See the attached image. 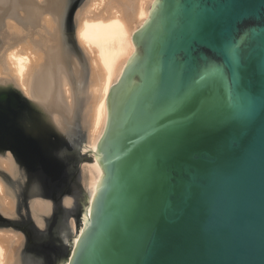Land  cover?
Listing matches in <instances>:
<instances>
[{
	"label": "water",
	"instance_id": "1",
	"mask_svg": "<svg viewBox=\"0 0 264 264\" xmlns=\"http://www.w3.org/2000/svg\"><path fill=\"white\" fill-rule=\"evenodd\" d=\"M132 42L96 153L0 107L35 196L55 204L67 189L46 180L97 154L85 226L73 246L63 227L53 264H264V0H156Z\"/></svg>",
	"mask_w": 264,
	"mask_h": 264
},
{
	"label": "bare ground",
	"instance_id": "2",
	"mask_svg": "<svg viewBox=\"0 0 264 264\" xmlns=\"http://www.w3.org/2000/svg\"><path fill=\"white\" fill-rule=\"evenodd\" d=\"M155 1L85 0L73 19L71 45L66 35L71 0H0V98L17 96L21 126L32 135L54 134L63 140L80 130L81 154L96 153L110 88L136 53L132 37L148 20ZM96 155L79 168L88 175L82 193L89 204L102 176ZM28 187L15 156L0 149V217L15 219L26 198L30 218L43 229L52 203ZM73 204L71 197L62 198L64 207ZM81 208L78 225L68 222L72 246L89 212V206ZM14 232L0 225V264L22 263V237Z\"/></svg>",
	"mask_w": 264,
	"mask_h": 264
},
{
	"label": "rangeland",
	"instance_id": "3",
	"mask_svg": "<svg viewBox=\"0 0 264 264\" xmlns=\"http://www.w3.org/2000/svg\"><path fill=\"white\" fill-rule=\"evenodd\" d=\"M84 1L85 0H71L70 9L67 15L66 31L67 40L71 45L75 41L73 19L76 15L77 10ZM16 101L18 102V106H16V109H20V105L22 106V104H19L21 102L20 100H18L17 96L13 94L6 95L5 97L0 98V107L4 108V110H8L10 109V107H13L15 105ZM78 132L79 133L76 134V139L83 137L80 130ZM49 139L51 141H54L53 137H49ZM67 154L71 155V153ZM87 163L90 164L89 161L81 159L78 165V171L73 175L74 178H67L66 175H63V173H57L52 175L51 181L46 180L47 185L52 186L51 188L53 189V191L50 192L52 193V195H54V197L57 196L58 192V187H54V183L56 182L57 184H62V187H64L65 185L64 188L67 189L68 193H65V195H63L60 200H56L55 204L51 199H44L45 201L52 203V212L51 215L46 218L43 229L37 228L30 218L27 209L28 200L26 198L20 201L22 204V209L18 210L17 217L15 219L8 220L1 217V227H3L4 229H11L13 230V232L15 231L14 235L15 233H18L22 237L23 248L21 250V264H53L56 254H59V251L57 249H60V247H62V239H66V236L62 234V229L70 220H75L74 217L79 210V204L83 195L82 189L86 187L85 179H87V177L85 176H88L86 171L83 170V172L82 169L79 168L83 165L87 166ZM80 170L82 173L80 172ZM63 176L66 178H64ZM82 181L83 183H81ZM81 184L84 185L82 186ZM63 197H71L73 199L74 204L72 205V207L67 208L62 205Z\"/></svg>",
	"mask_w": 264,
	"mask_h": 264
},
{
	"label": "snow or ice",
	"instance_id": "4",
	"mask_svg": "<svg viewBox=\"0 0 264 264\" xmlns=\"http://www.w3.org/2000/svg\"><path fill=\"white\" fill-rule=\"evenodd\" d=\"M234 58H235V56H234Z\"/></svg>",
	"mask_w": 264,
	"mask_h": 264
}]
</instances>
